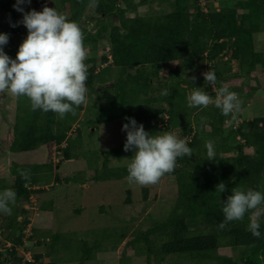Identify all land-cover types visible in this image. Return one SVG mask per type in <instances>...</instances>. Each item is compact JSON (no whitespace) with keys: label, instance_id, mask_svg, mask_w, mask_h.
<instances>
[{"label":"trees","instance_id":"1","mask_svg":"<svg viewBox=\"0 0 264 264\" xmlns=\"http://www.w3.org/2000/svg\"><path fill=\"white\" fill-rule=\"evenodd\" d=\"M43 1L34 3L31 0L30 4L22 7L27 12L33 9L42 11L44 6H68L62 13L79 25L85 37L86 52L90 54L85 60L88 65L87 95L99 94L103 88L111 91L110 95L104 97L105 101L99 106V113L92 123L100 124L117 117L124 118L127 123L125 118L131 117L137 124H143L150 134L178 129L175 134L185 139L193 149L191 157L177 158L175 170L164 175L172 178L175 184V201L170 214L163 220L153 221L144 229L136 228L125 242V249L129 247L134 255L144 256L146 264L151 261L153 264H164L170 256L188 261L185 264H264V220L259 221V239L246 228L249 223L247 215L243 221L229 223L224 230L217 227L223 220V200L231 194L233 187L264 192V116L242 120L234 126V121L221 115L214 104L207 108H190L186 89L179 85V81L168 86L164 82L165 88L162 90L167 88L170 95L163 96L161 100L168 102L167 108L153 105L157 98L140 97L152 90V78L167 80L168 75H159L160 69L174 62L187 71L209 62L210 69L217 76V89L228 79L248 77L257 65L264 64L263 54L255 49L254 42V34L264 30V0H235L229 4L227 1L223 3V0H211L209 3V0H204L205 3L203 0H168L170 9L167 0H161L165 2L163 11L150 16L138 13L130 15L134 12L131 0H98V6L90 7L93 15L86 13L90 0H50L49 4ZM215 1L218 6L214 5ZM146 2L148 0H139L141 5ZM15 3L13 0H0V14L11 25L23 17L22 13L17 15L13 8ZM201 4L206 5L207 9H202ZM99 15L103 16L99 18ZM82 17L94 20L92 32L84 27ZM111 18H116L117 23L112 22ZM19 27L26 29L23 24H19ZM14 28L0 30V33L10 36ZM100 40L108 41L107 51L111 55L109 59L106 52L101 54L100 62L109 63L115 68L111 84L104 81V75L112 74L111 69L106 70L108 65L96 70V50ZM227 52L229 59L220 69L214 60ZM15 56L10 57L14 59ZM233 59L238 64V71L235 72L231 71L229 65ZM150 67H154V71H149ZM202 89L215 99L211 85L204 82ZM15 99L17 113L10 151L24 152L46 145L50 153L53 146H58L65 159H70V147L80 137V129L72 137L67 132L82 105L76 109L75 116L68 113L61 119L53 112H33L26 97ZM201 117L206 119L207 127L201 125ZM226 121L230 122L227 129L224 127ZM213 138L219 140L218 147L222 154H217L215 149V158L209 161L204 145L205 141ZM64 142L65 145L61 147ZM228 152L231 154L225 155ZM105 153L106 156L117 155L118 151L112 148ZM105 162L102 169L106 167ZM39 167L37 164L13 165V187L17 197L28 198L31 191L25 187V183H37L35 175ZM20 168L30 171V181L20 178L17 173ZM94 178L99 179L96 173ZM221 182L226 185L227 191L224 193L215 191ZM38 192L40 189L32 193ZM14 221L17 229L18 224ZM194 223H201L203 227L193 230L190 225ZM126 228L124 226L125 230L121 229L118 234L120 241L125 239ZM20 237L12 238L14 246L21 243ZM86 246L85 251L90 254L92 248H102V243L95 241ZM220 247H240L242 252L232 258L218 253ZM5 250L8 253L6 256H13L8 264H16L20 260L14 248ZM40 257V254L34 255L36 260ZM83 258L89 260L91 256Z\"/></svg>","mask_w":264,"mask_h":264},{"label":"rangeland","instance_id":"2","mask_svg":"<svg viewBox=\"0 0 264 264\" xmlns=\"http://www.w3.org/2000/svg\"><path fill=\"white\" fill-rule=\"evenodd\" d=\"M13 1L16 2V0ZM49 1L44 0L43 3L49 4ZM226 1L229 4L235 0H223V3ZM130 2L134 5V12L132 11L130 15L158 14L165 6V2L161 0H148L144 5L139 4V0ZM168 2L167 0V7L170 9V2ZM34 3H41V0H34ZM203 3H205L204 0ZM214 5L218 6V2L215 1ZM90 7L91 4L86 8V13L93 15ZM201 7L207 9L206 5L201 4ZM67 8L68 6H58L55 9L62 13ZM16 13L20 14L17 11ZM101 16L103 15L98 17L101 18ZM111 21L117 23L116 18H111ZM81 22L85 24L84 27L88 31L92 32L93 19L82 17ZM10 28H12L11 24L0 14V30H10ZM26 36L27 30L19 27L18 24L4 46L5 53L9 56L15 55ZM254 42L255 49L264 57V30L254 34ZM107 45V40H100L97 44V71L109 64L99 60L100 55L105 52L107 57L111 58ZM228 59L227 52L216 58L214 63L217 62L222 69ZM206 63L189 71L179 68L176 62L161 68L159 75H168L167 80L152 78L150 83L152 90L145 96L141 94L140 97L157 98L152 104L167 108L168 102L161 100L163 96L160 95L161 90L165 88L164 82H167L166 86H168L179 81V85L186 89L187 97L194 88H203L205 79L202 73L210 68V63L208 62L207 65ZM229 65L232 72L238 71L236 60H230ZM108 69H111L112 74L104 75V81L111 84L115 68L108 65L106 70ZM154 69V67L148 68L151 72ZM222 86L229 88L237 86L239 89L229 90L236 92L243 101L242 112L233 122L234 126L242 120L264 116V64L257 65L248 77L228 79L222 83ZM216 90V86L212 88V91ZM110 94V90L103 88L100 89L99 94L87 95L86 103L82 104L81 110L71 124V129L67 132V135L72 137L76 130L80 129V137L74 146L70 147L71 158L65 159L58 146H53L50 153L46 145H40L30 151H10L17 104L15 97L11 94L0 93V191L9 188L14 190L13 165L15 163L40 165L35 175L37 183H25V187L31 191L28 198L17 197L15 205L12 206V214H0L1 264L11 262L13 256H6L8 253L5 249L10 251L13 248L16 251L15 255L20 258L16 264L25 263L23 258L27 255V251L30 252L29 257L33 259L35 254L41 255L39 259H34L32 264H43L45 253H49L47 263L52 264H146L144 256L134 255L129 247L125 249V242L130 239L136 228L144 229L153 221L163 220L170 214L175 201V184L172 178L165 176L155 185L140 186L128 183L127 164L133 152L123 150L126 141V133L121 131L125 123L124 118L117 117L100 124L91 122L97 117L99 106ZM229 126L230 122L226 121L224 127L227 129ZM163 132L167 131L151 135ZM177 132L178 129L173 131V133ZM211 140L214 142L216 153L222 154L218 147L219 140L214 138ZM64 145L65 142L61 147ZM112 148H115L118 154L106 156L105 152ZM247 150L251 151L250 148ZM230 154L228 152L225 155ZM104 162L106 167L102 169ZM95 173L99 177L98 180L93 179ZM56 177H59V180H56ZM38 189L40 192L32 193ZM144 189H146L145 196ZM263 217L261 216L259 221H263ZM14 220L18 224L17 229L14 227L16 226ZM124 226L127 227V234L125 233V239L120 241L118 234ZM198 227L202 228L203 225L201 223L190 225L193 230ZM18 235L21 236V243L14 246L12 238ZM95 241H101L102 248H92L89 254V251H85L86 245L89 246ZM240 251V247L218 249V253L232 258H236L242 252ZM86 256L91 258L85 260L83 257ZM169 261V264L188 262L176 256H170L166 258L164 264ZM150 264H153V261Z\"/></svg>","mask_w":264,"mask_h":264},{"label":"clouds","instance_id":"3","mask_svg":"<svg viewBox=\"0 0 264 264\" xmlns=\"http://www.w3.org/2000/svg\"><path fill=\"white\" fill-rule=\"evenodd\" d=\"M30 3L31 0H16L13 4L23 17L11 26L23 24L27 29V36L19 45L14 59L4 51L8 34L0 33V93H9L16 98L26 97L33 112H53L61 119L68 113L75 116L76 109L86 103L89 91L86 86L88 65L85 63L84 34L75 21L55 8L44 6L42 11L33 9L26 12L22 5ZM90 4L96 7L98 0H90ZM202 75L205 83L215 88V71L209 68ZM160 95L168 96L170 92L164 89ZM210 104H214L221 115L236 121L242 112L243 101L226 86H220L215 91L214 100L202 88H194L187 96L190 108H207ZM125 119L127 123L121 129L126 133L123 150L133 152L127 164L126 179L129 184L155 185L165 174L175 170L177 158L193 155L188 142L175 133L151 135L134 118ZM201 125L207 127L204 117H201ZM204 146L207 160H214V142L207 140ZM17 173L22 180L30 181L29 170L20 168ZM215 191H227L225 183H219ZM16 198L17 193L11 188L0 191V214L11 215ZM221 211L223 220L218 224V230H224L231 222L243 221L247 215L248 231L257 239L261 237L259 220L264 216V192L233 187L231 194L223 200Z\"/></svg>","mask_w":264,"mask_h":264},{"label":"built area","instance_id":"4","mask_svg":"<svg viewBox=\"0 0 264 264\" xmlns=\"http://www.w3.org/2000/svg\"><path fill=\"white\" fill-rule=\"evenodd\" d=\"M30 253L29 251H27V255L23 258V261L25 262H32L33 261V258L32 257H29V254Z\"/></svg>","mask_w":264,"mask_h":264},{"label":"water","instance_id":"5","mask_svg":"<svg viewBox=\"0 0 264 264\" xmlns=\"http://www.w3.org/2000/svg\"><path fill=\"white\" fill-rule=\"evenodd\" d=\"M216 5H217V4H216ZM48 256H49V253H45V254H44V258H43V261H44L43 263H44V264H48V263H47V261L49 260V259H48Z\"/></svg>","mask_w":264,"mask_h":264}]
</instances>
